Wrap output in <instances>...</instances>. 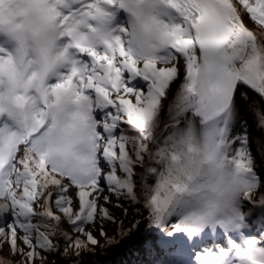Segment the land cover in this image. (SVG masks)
Instances as JSON below:
<instances>
[{
    "label": "snow or ice",
    "instance_id": "6c2138e0",
    "mask_svg": "<svg viewBox=\"0 0 264 264\" xmlns=\"http://www.w3.org/2000/svg\"><path fill=\"white\" fill-rule=\"evenodd\" d=\"M15 5L0 264H264V0Z\"/></svg>",
    "mask_w": 264,
    "mask_h": 264
},
{
    "label": "rangeland",
    "instance_id": "374dc122",
    "mask_svg": "<svg viewBox=\"0 0 264 264\" xmlns=\"http://www.w3.org/2000/svg\"><path fill=\"white\" fill-rule=\"evenodd\" d=\"M259 162H260V159H259V157H257V163H259ZM125 207H128V205H125ZM135 211H136L135 209L129 208V215L126 218L125 217H121L125 221V227H130L134 218L137 219V220H142V216L141 215H136L135 217L133 216V213ZM139 211L146 215V213H144V209L143 208H140ZM116 227H117L116 225H108L109 232L111 233L112 230L114 228H116ZM2 256L5 259H9V260H13V261L20 259L19 256H17V257L10 256L7 245L4 246V250H3ZM115 256H117V257L121 256L122 258H124V257L128 258L127 255L123 251L113 252V253H109L107 255H105L104 253H99L98 257H97V259L95 261V264H107L108 262L112 261ZM51 259H55V258L53 257V258H50V260ZM69 259H71V256H69Z\"/></svg>",
    "mask_w": 264,
    "mask_h": 264
}]
</instances>
